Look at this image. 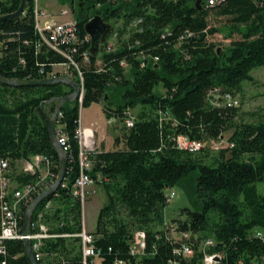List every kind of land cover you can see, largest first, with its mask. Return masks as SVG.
<instances>
[{"label":"trees","instance_id":"trees-1","mask_svg":"<svg viewBox=\"0 0 264 264\" xmlns=\"http://www.w3.org/2000/svg\"><path fill=\"white\" fill-rule=\"evenodd\" d=\"M56 1L64 5L70 0ZM195 1L73 3L79 38L86 35L88 19L98 15L114 27L115 42L100 44L99 55L90 53L88 63H81L80 54L89 50L90 43L76 48L74 59L80 62L84 80L82 101L61 106L57 122L68 145L66 187H58L42 201L32 219L42 212L41 221L53 235L82 230L81 202L70 191L79 173L74 133L79 127L80 107L99 104L106 120L115 118L122 124L124 112L138 108L133 125L126 128L123 124L121 137L114 139L123 148L95 149L88 154L90 177L107 198L91 232L93 247L99 252L96 264H204L205 254L219 257L214 264H264V240L254 236L260 231L264 238V195L257 189V183L264 182V121L243 122L237 106H228L221 97L209 99L213 89L219 90V96L233 97L244 81H253L250 73L254 68L264 67V0H221L212 7L204 1L197 7ZM19 4L20 0H0V14L15 12ZM25 6L20 17L0 22V74L35 80L44 78L53 64L65 59L41 44L34 28V3L27 0ZM210 16L244 21L242 27L230 26L229 35L236 33L238 38L226 51H219L207 40L215 28H199L205 27ZM185 31L192 35L177 46L178 34ZM62 48L68 51L72 45ZM152 57H157L155 63ZM121 60L127 69L119 66ZM72 78L78 80L76 75ZM70 91L61 82L25 87L0 84V157L8 160L14 186L36 182L39 172L24 173L15 167L36 155L49 158L51 170L58 174V159L40 105ZM55 107L56 102H51L44 110L52 114ZM227 131H231L227 142L232 147L219 149L208 159L206 143L223 139ZM177 136L205 145L191 152L178 147ZM196 170L200 210L182 209L168 225L161 212L168 203L165 190ZM25 210L20 212V226ZM138 231L145 234V248L133 256L130 247ZM182 233L188 237L180 238ZM208 238L214 244L205 247ZM181 243L193 249L192 256L174 253ZM4 246L0 264H31L23 241L10 239ZM40 253L37 264H81L80 238L44 239Z\"/></svg>","mask_w":264,"mask_h":264},{"label":"built area","instance_id":"built-area-1","mask_svg":"<svg viewBox=\"0 0 264 264\" xmlns=\"http://www.w3.org/2000/svg\"><path fill=\"white\" fill-rule=\"evenodd\" d=\"M34 3L33 6V21L34 28L37 31L41 44L47 46L54 52L60 54L65 59L64 63L53 64L50 71H48L44 78H55L58 76H68L73 77L77 76V83L80 87V94L78 101L81 104L83 97V77L82 71L80 69V62L74 59V54L77 51L78 45L84 43H90V38L86 34L83 38H79L77 34L76 21L73 18L68 20L57 22L53 15L49 14L45 10L38 7L36 0H31ZM205 2L208 6H213L219 3L221 0H201ZM59 16H68L69 11L66 8L60 9ZM90 19V18H89ZM88 19V20H89ZM137 22H140L138 20ZM167 32V31H165ZM169 33V32H168ZM171 34V33H169ZM192 33L185 31L179 33L177 37V46L185 40L187 37L191 36ZM163 36V35H162ZM115 40V35H114ZM111 42V41H109ZM63 45H72V48H69L68 51L62 48ZM107 51H110V45L107 47ZM90 51L85 49L80 54L81 63H88L90 58ZM157 57H152L151 62L155 63ZM23 65V61L21 60ZM96 65H99V62H96ZM61 67V72L55 71L54 67ZM119 66L123 69H127L128 65L125 61L121 60ZM144 66V63H142ZM100 70V69H99ZM73 72L75 75H73ZM39 73H43V70H39ZM116 79H118L116 77ZM219 90L213 89L210 90L209 96L219 95ZM223 99L228 106H235L236 101L231 99L229 94H224ZM214 101V100H213ZM61 117V113L58 112L56 125H55V134L61 145H63V150L67 152L68 145L66 144V136L61 129V126L57 123L58 118ZM123 124L126 128H129L133 125L134 116L131 111L127 110L124 112ZM113 119V118H112ZM111 121L108 120V122ZM74 137L77 140L78 145V168L79 173L77 178L74 181V184L71 187V194L78 198L81 202V205L84 203L87 194L88 188L92 184L93 180L90 177L89 171L91 170L92 163L88 157V154L95 150V131L91 126L80 128L78 127L74 133ZM177 145L179 148L196 151L204 146L199 141L188 140L186 137L177 136L176 137ZM215 142V143H214ZM210 143L212 149H220L223 147H232V144L226 143L224 139H219ZM67 155V153H66ZM22 172L34 174L39 172L41 169L44 171L43 174L39 172L38 178L34 183H27L26 185L14 186V182L9 177V164L6 158L0 157V254L5 255L6 249L4 242L8 241V236H18V240L23 241L25 238L30 241V249L33 254L35 261L37 262L42 258V253H40V247L44 239L55 238V237H70L75 236L80 238L81 246V264H96L97 259L99 258V252L93 247V234L86 231L84 225H82V230L77 234H52L49 233L47 227L41 219H43V213L40 212L37 215L36 219H32L29 230L26 235H23L21 232L22 226H20V212L24 207H28L34 198L46 189L52 182L56 179L57 175L51 170L53 167V162L42 155H36L31 157L28 160H24ZM59 187L65 188L64 180L61 182ZM174 197V192L171 191L167 195V202H169ZM49 207V203L45 205V209ZM254 236L258 239L263 238V234L260 231H256ZM187 233H182L180 238H187ZM214 244L212 239H205L204 246L209 247ZM145 248V234L142 231L135 233L133 241L130 247L131 255H138L143 252ZM174 253L177 255H182L183 257H190L193 254V249L186 243H181L179 247L174 250ZM204 264H214L216 260V255L214 254H205ZM4 264V262H1ZM114 264H125L123 261H116Z\"/></svg>","mask_w":264,"mask_h":264},{"label":"rangeland","instance_id":"rangeland-1","mask_svg":"<svg viewBox=\"0 0 264 264\" xmlns=\"http://www.w3.org/2000/svg\"><path fill=\"white\" fill-rule=\"evenodd\" d=\"M71 2H75V0H70L64 5H60L54 0H36V4L40 8H44L46 12H57L59 13L60 9L66 8L69 11L68 16H59L56 15V20H68L69 18H76V7L71 5ZM50 14V13H49ZM54 15V14H51ZM92 17V16H91ZM90 17V18H91ZM61 22V21H60ZM244 21L242 19H234V20H227L221 19L218 20L214 17H209L207 24L205 27H199L200 29H207V28H215L216 32L213 35H208L207 40L210 43H214L219 51H226L233 39L238 38L237 34L234 33L232 36L229 35L230 26H239L242 27ZM198 29V30H200ZM90 38V37H89ZM107 41H114V33L110 34L107 38ZM55 71L61 72V67L56 66L54 67ZM127 74V70H126ZM253 77V81L248 82L244 81L241 84V91L235 92L233 97L234 101H236V105L238 107V115L241 121L247 123H256L258 121H264V67H256L250 73ZM159 91H163L160 87L158 88ZM217 97L222 96L214 95L210 96V100H215ZM214 98V99H213ZM81 108V107H80ZM138 108L131 110L133 116L136 115ZM89 121H96L101 127H105L104 132L107 136H111L109 142V147L113 148H123V145L114 143V139L116 136L121 137L122 135V122L118 121V119H111V121L107 122L104 114L98 108V105L92 104L87 108H82L80 111V123L79 127L82 128L83 125L87 124ZM94 129V128H93ZM95 131V129H94ZM96 134V133H95ZM231 131H227L223 134V139L227 143V139L230 137ZM108 138V137H107ZM222 139V137L220 138ZM219 140V139H218ZM216 140V141H218ZM113 141V142H112ZM214 142V140H209L206 144L209 145L210 143ZM114 143V144H113ZM215 143V142H214ZM116 145V146H115ZM205 145V144H204ZM225 148V147H223ZM222 149V148H220ZM219 149H212L210 147L208 159L214 157V154L217 153L216 151ZM23 162H17L15 167L18 171L22 170ZM39 172L43 174V170L41 169ZM197 170L192 171L179 181L175 186L168 188L165 190V195L167 196L169 192H174V197L167 203V205L161 208L162 217L168 225H171L172 219L179 217L180 212L182 209H190V210H200V204L198 199L196 198V177H197ZM258 192L261 195H264V182L257 183ZM107 198L106 194L103 189L96 183H93L88 188V194L82 206V225H84L86 231L92 232L95 228L96 219L98 215L99 209L106 203ZM209 239V238H208ZM217 262V261H216Z\"/></svg>","mask_w":264,"mask_h":264},{"label":"water","instance_id":"water-1","mask_svg":"<svg viewBox=\"0 0 264 264\" xmlns=\"http://www.w3.org/2000/svg\"><path fill=\"white\" fill-rule=\"evenodd\" d=\"M72 3L73 2H71L70 4L73 5ZM200 4H201V0L195 1V6L199 7ZM25 5H27V0H20V4L15 12L9 14H0V22L13 20L20 17L26 9ZM84 31L90 37L89 51L92 56L97 57L99 55V45L107 41L109 35L112 34L114 31V27L111 24L109 25V23L103 22L100 16L92 15V17L84 24ZM60 82L70 87L71 89L70 93L62 97L51 98L48 101L42 102L40 105L41 106L40 108L45 114L48 134L50 141L52 143L51 146H53V149L58 159L59 172L57 174L56 179L52 182V184L49 185L46 189H44L42 192H40L35 197V199L30 203V205L26 208L24 212V216L22 220V228H21V232L23 235H26L29 230V226H30L29 223H31L33 212L35 211L37 206L40 205V203L45 199L50 198L54 194V192L58 189L59 185L64 179V175L67 168V155L66 152L63 150L62 147L63 145L59 143L55 134L56 119H57V114L61 109V106H63L66 103L78 100L80 94V87L77 81H74L73 78L68 76H58L55 78H40L34 80V79H13L0 74V84L9 87L49 86ZM51 102H56V107L52 114H48L44 110V106L46 105L49 106ZM23 243L25 247V252L31 264H37L30 249V241L25 238L23 240ZM218 258L219 257L216 256V260H218Z\"/></svg>","mask_w":264,"mask_h":264},{"label":"crops","instance_id":"crops-1","mask_svg":"<svg viewBox=\"0 0 264 264\" xmlns=\"http://www.w3.org/2000/svg\"><path fill=\"white\" fill-rule=\"evenodd\" d=\"M54 2H56V0H54ZM43 10H45L44 8H41ZM50 14H54L53 15V18L56 20V15L57 12H48ZM57 22H60L62 20H56ZM98 105V108L101 110V106L99 104H96ZM90 106V105H89ZM82 108H80L79 110V121H80V111H81ZM102 112V110H101ZM107 121V120H106ZM108 122V121H107ZM80 123V122H79ZM95 129V149H97L98 151L100 150H105V151H108V150H113L115 149V147L111 148L109 147V142H110V139L112 138L110 135L107 136V134L104 132L105 130V127H101L96 121H89L87 124L83 125L82 128H85V127H88V126H91ZM108 137V138H107ZM110 137V139H109ZM113 142V141H112ZM114 144V143H113ZM85 228V227H84Z\"/></svg>","mask_w":264,"mask_h":264},{"label":"bare ground","instance_id":"bare-ground-1","mask_svg":"<svg viewBox=\"0 0 264 264\" xmlns=\"http://www.w3.org/2000/svg\"><path fill=\"white\" fill-rule=\"evenodd\" d=\"M7 238H8V240L15 239V238L18 239V236H8Z\"/></svg>","mask_w":264,"mask_h":264}]
</instances>
